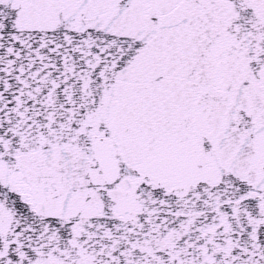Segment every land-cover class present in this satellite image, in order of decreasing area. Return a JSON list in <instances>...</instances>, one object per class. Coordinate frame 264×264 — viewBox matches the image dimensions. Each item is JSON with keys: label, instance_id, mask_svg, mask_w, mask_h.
I'll list each match as a JSON object with an SVG mask.
<instances>
[{"label": "snow or ice", "instance_id": "obj_1", "mask_svg": "<svg viewBox=\"0 0 264 264\" xmlns=\"http://www.w3.org/2000/svg\"><path fill=\"white\" fill-rule=\"evenodd\" d=\"M0 264H264V0H0Z\"/></svg>", "mask_w": 264, "mask_h": 264}]
</instances>
